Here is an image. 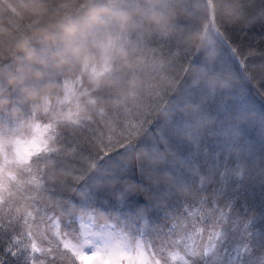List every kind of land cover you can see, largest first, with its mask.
<instances>
[{"label":"trees","instance_id":"1","mask_svg":"<svg viewBox=\"0 0 264 264\" xmlns=\"http://www.w3.org/2000/svg\"><path fill=\"white\" fill-rule=\"evenodd\" d=\"M97 1L103 2V4L107 3L104 5V9L108 7V11L104 12L109 15L117 3L116 0ZM213 1L216 2V0ZM240 2L239 5L247 3L244 0ZM82 3L83 0H0V43L2 44L0 45V64L5 61L3 48H6V50L9 48L11 50L9 56L13 51H17L16 55H12L10 58L20 65L17 72L14 71L11 75L0 69V85L3 87L0 88V96L5 94L19 100L21 104L26 106H31L33 102L34 107L40 106V102L44 98L47 99L48 92L39 91L38 79L46 81L45 77L51 76L52 81L56 78V74L61 72L51 66L48 59L56 58L59 61L60 57L58 55L63 53V50L70 53L68 29L71 24H76V22L84 23L82 19L88 11L83 12V9L88 5L84 6ZM190 3H192V0ZM112 6L114 7L111 8ZM260 7L264 10V5ZM173 8L168 10L169 28L167 33L169 34L157 38L158 46H152L149 41L146 46L137 42L131 35L132 27L127 31L124 40L116 37V41L121 42L118 44L122 46L121 49L132 55H137V58L144 57V54L149 56L151 52L154 56H158L161 66L158 69L156 68L154 72L143 73L138 71L132 73V76L127 75L125 78L124 75L132 69V62L130 61L132 56H120L117 51L118 48H115L116 50L111 52V65L109 71L104 73L105 78L98 79L95 82L85 73L86 68L81 63L82 69L75 78L67 74L56 86L59 97L55 103L50 98L47 99L49 101L47 108L51 109L49 112L41 106L32 111L33 116L30 118L36 119L40 123L44 121L53 123L51 127L49 125L50 131L46 135L47 141L43 144V150L39 153L40 158L43 156L53 158L54 156L58 160L55 166L69 168L73 178L69 181L68 177L54 173L48 176V181L42 179L41 176L33 177L32 181L26 179L25 176L20 178L15 176V180L12 182L11 180H4L3 182H8V185H0V214L3 210H8L11 205L16 208L21 207L22 202L25 201L21 196L28 193V191H33L32 193L36 197H40L46 210H43L42 215L39 213L36 216L37 221L33 222V225H36L39 224L38 220L41 219L54 220V210L64 207L72 194L83 191L88 193L91 190L93 193H99L94 197V199L96 198L94 201L95 208H98L96 213L99 217V226L114 224L116 229L124 228L126 230L128 226L121 222L123 219L127 222V215L124 214L130 213L132 216H137L138 228H135L134 232L129 234L130 239H133L135 243L136 240H141L137 233L142 230L140 217L136 213H138V206L143 204L146 195L158 199L161 204L167 199L189 200V198H192L194 200L206 198L209 201L220 199V203L223 205L226 203V198L221 199L215 189L221 183H226L228 196H234L238 201L236 209L241 219L238 223L232 220L225 221L226 233L220 235L218 245L214 244L212 246L215 253L210 256V262L211 264H264V136L261 134L264 131V124H261V119L263 120L264 117V82L262 79L260 80V77L264 75L263 34L255 29V25L251 27L248 24L245 28H242V32L246 29V35L244 34V36L240 34L241 31L236 30L231 34L227 33L229 39H233L236 45L235 55L239 58L241 55L244 56L245 62L249 63V66L257 67L252 73L247 72L255 87L249 83L246 88L238 92L241 93L240 95H235L233 102L229 104L220 94L215 93L212 97L202 99V103L194 97L196 94L195 83L186 81L189 78L188 76L191 75L189 71L193 67L191 65L195 64L194 60L193 63H191V60H185L189 65L183 75L187 76L186 80L182 78L180 82L176 81L178 73L181 71L180 67L183 66L182 62L178 60V57H183L184 54L180 51L179 46L187 39L193 42L194 38L189 36L187 38L184 33L186 30L183 32L177 31V25L181 26L182 24L174 22V18L181 15V13L177 6L173 5ZM77 9L82 12L75 15L74 12ZM126 16L129 22L125 24H131L134 20L133 16H130V18L128 15ZM57 20L60 21L55 25ZM112 22L114 21L110 20L107 25L97 28L98 30L102 28L104 32L108 30V33H113L116 36L115 31L120 28V25L112 24ZM84 25L85 23L78 28L84 29ZM58 30L59 34L57 35ZM260 30H264V28ZM76 31L79 33L78 29ZM195 31V26H192L190 34L195 33ZM78 33L74 35H79ZM88 33L82 31L80 35L85 36ZM46 36L47 42L52 41L53 38L54 41H57L53 48H49V54L42 55L38 52L37 50L41 47L39 44L32 45V52L25 49L24 46L29 42H37ZM211 36H215V34ZM77 40H81V38H77ZM227 41H231L226 39V47L231 49ZM261 47L263 50L260 52ZM179 51L181 52L180 55ZM25 52H27V56L23 59L22 55ZM77 53L80 54L79 49ZM92 57V55L89 58L84 56L87 60L86 65L87 63L90 66L93 65ZM111 75L115 76L113 80ZM18 84L21 85L19 91H17ZM161 95L169 97L166 106L157 103ZM199 95H201L200 92ZM216 103L221 106L220 112H218ZM212 104L216 106H212ZM39 109L42 111H39ZM47 113L54 115L53 121L43 118L47 116ZM148 113L158 115L161 122L168 121L169 115L173 116L174 121L179 123L178 127L172 126L170 128V132L175 133L173 142L166 147L158 139L157 142H154L152 151L146 146L141 151L140 149L127 151L132 156L125 162V165H131V168L127 171L123 168L120 174L117 172L115 174H104V170L108 168L105 165V160L109 157H103L101 151L102 149L107 150L106 147L116 142L117 128H119L117 125H126L133 120L135 123L137 118H142L144 114ZM183 121H187L188 126H184ZM237 122L241 123L237 125ZM262 123H264V120ZM234 124L237 125L236 131L232 129L235 126ZM136 130L131 128L130 132L125 136H121L120 139H126L131 135L138 136L141 141L145 135L152 134L154 129ZM224 130L228 131V135L225 134ZM198 136L202 138L199 139L197 145ZM118 142L120 141L117 140ZM218 144L226 145L222 149L219 165H215L211 161L206 162L202 156L198 158L199 167L184 159L189 153L196 152L197 148L200 153L205 151L213 153L216 151ZM94 149H97V152L103 158L96 159V156L93 158ZM112 152L113 155L121 153L116 150ZM179 152L182 157L177 156ZM141 160H143L146 168L159 167L164 172L161 179L175 185L170 196L158 197L155 191L152 193L143 191V186L137 182V169ZM238 160L240 166L236 167ZM176 169L185 170L187 184L176 183L174 179ZM145 174L148 173L145 172ZM66 175L69 176V174ZM239 175H243L244 179L242 181L237 179ZM33 180L37 182L34 183ZM60 182H63V184H60ZM50 183L59 186L49 187L51 186ZM121 186H131L136 193L123 207L115 200ZM152 186L155 189V182ZM5 188L15 193V197L10 200L5 198L3 193ZM83 197L81 196V198ZM109 201H111L110 205H108ZM102 204L107 205V207L102 208L100 206ZM30 207L33 209L32 205ZM87 207L88 205H85L83 210ZM83 210L82 212H84ZM26 212L25 209L21 211V216L16 221L18 224H25L23 222L26 218ZM27 218L31 224V219L28 216ZM249 218L252 221L251 227L247 223ZM155 221H152L153 225H156L155 230L160 231L158 221ZM78 222V219L74 221L76 231L78 230L77 233L81 229ZM50 225L54 226L53 223H50ZM61 226L63 228V225L57 223V226L55 225L53 228L57 231L50 230L47 234L51 247L42 248V253L35 256L36 264H40L43 258V261H45L50 250L53 255L56 250H60V244H62L59 239ZM145 227L148 226L145 225ZM12 230L20 232L23 227L16 226ZM27 231L31 235L35 233L33 228H29ZM2 234L3 231H1ZM3 236L5 235L3 234ZM4 239L8 241L5 237ZM144 240L148 243L147 237ZM158 240L164 246H171L174 249L173 252L168 254L171 257L175 256L176 262L182 261L180 256L186 258L185 254L188 249L182 245H177L171 237L162 233ZM3 244L1 243V245ZM197 244L206 249L205 256L208 258L210 254H207L209 251L207 243L198 240ZM249 244H251V247H249ZM221 247L223 249L220 252L218 250ZM159 249V247L154 249L153 245L148 243V252L151 254L152 259L160 258ZM9 251L5 255V258L9 261L1 263V261H4L3 256V258H0V264H15V262L23 264L16 258V252L11 253L14 257L12 258ZM165 255L167 257V254ZM55 260L57 263V259ZM47 262L51 264L52 260H47ZM125 264H127V261H125Z\"/></svg>","mask_w":264,"mask_h":264},{"label":"rangeland","instance_id":"2","mask_svg":"<svg viewBox=\"0 0 264 264\" xmlns=\"http://www.w3.org/2000/svg\"><path fill=\"white\" fill-rule=\"evenodd\" d=\"M190 1L191 0H116L115 2L117 3L114 5L115 8H113L114 6L111 7L113 10L109 15L104 12L108 9V7L104 9V5L107 3L103 4V2H99L97 0H83L82 5H88L83 9V12L88 10L85 17L82 19L85 23L83 26L84 29L78 28L84 23L76 22V24L70 25V28L68 29V42L70 41L69 52L71 54L66 53V51L63 50V53L58 55L60 57L59 61H57L58 59L56 60V58H51L50 60L48 59L50 65L54 66L55 69H58L61 72L56 74V78L52 81L51 76H46V81L39 78V91L48 92L47 99L49 100L50 98V100L55 103L59 97L57 94L58 92L56 91V86L60 84L67 74H70L73 78H75V76L81 71L80 69H82L81 63H83L86 68L85 73L89 75L91 79H94L95 82H97L98 79L101 80L105 78L104 73L109 71V67L111 65L110 55L111 52L116 50L115 48H118L117 51L120 56H132V59H130L132 62V69L124 75L125 78L127 75L132 76V73H136L138 71L143 73L154 72L156 68L158 69L159 66H161V61L158 56H154L151 52L149 56L143 53L145 55L144 57L140 56L137 58V55H132L128 51L121 49L122 46L118 45L121 42L116 41V37L117 39L124 40L127 35V31L130 30V27H132L131 35L137 42L143 43L146 46V43L149 41L152 46H158L157 38H162L169 34L167 33L169 28L168 10L173 8V5H175L179 8L181 15H177L178 17L175 16L174 22L182 24L181 26L177 25V31L183 32L186 30L184 32L187 35L186 37L194 38L193 42L187 39L183 42V44L181 43V46H179L180 51L182 53L184 52L183 57H185V59L182 61V65L184 67H180L181 71L178 73L176 81L180 82L182 78L183 80H186L187 76L183 75L189 65L185 60H191V63L195 61V64L191 65V67H193L189 71L191 75L188 76L189 78L186 81L188 83L193 81L195 83L196 91L201 93L199 97L197 94L196 99L201 102L202 99L212 97L213 93H215L220 94L228 104L232 103L235 95L239 94L238 92H241L243 88H246L249 83L255 87L249 79L247 72L252 73L257 67L255 66L249 68V63L245 62L244 56L241 55L239 58L235 55V51H237L236 45L233 42V39H229L227 33L231 34L234 30H236L241 31L240 34L244 36L246 29L242 32V28H245L248 24L251 27L255 25V29L259 33L263 34L262 37H264V30H260L264 28V10L260 7L264 5V0H244L247 3L242 5H239L241 0H216V2L213 0H192V3H190ZM80 12L82 11L77 9L74 14L77 15ZM126 15H128L129 18L130 16H133L134 20L131 24H125L129 22ZM110 20L114 21L112 24L120 25V28L115 31L117 33L116 36L113 33H108V30L104 32L102 28L99 30L97 28L102 25H107ZM59 21L60 20H57L55 25L56 23L58 24ZM192 26H195L196 31L193 34H190ZM238 27L240 28L238 29ZM77 29L79 33L76 31ZM59 30L56 32L57 35L59 34ZM82 31L89 33L85 36L80 35V32L82 33ZM77 33L79 35H74ZM212 34H215V36H211ZM90 35L91 37L89 38ZM77 38H81V40H77ZM226 39L231 41H227L231 49L226 47ZM54 40L55 39L53 38L52 41L47 42L46 36L39 39L37 42L31 41L24 47L32 52V45L39 44L41 47L37 51L42 55L49 54V48H53L57 42ZM78 43H80V45H78ZM0 45L2 44L0 43ZM64 48L65 47L63 46V49ZM78 49L80 50V54L77 53ZM262 50L263 48L261 47L260 52ZM180 51L179 55L181 53ZM3 52L5 53L3 56L5 61L0 64V69L6 71L9 75L13 74L14 71L17 72L20 65L15 62L14 59L10 58V56L16 55L17 51H13L10 56L9 53L11 50L9 48H7V50L6 48H3ZM74 53L77 54L75 55ZM90 55L93 56L91 58L93 63L92 66L88 63L86 65L87 60L84 58V56L89 58ZM26 56L27 52L23 53L22 58L25 59ZM247 67L251 70L247 69ZM114 78L115 76L111 75V79L113 80ZM261 79L264 82V75L260 77V80ZM206 83L209 86L207 89L205 88ZM217 84L222 88L228 87L231 90V93L228 94L220 89V91L217 90ZM20 87L21 85L18 84L17 91L20 90ZM0 88L3 87L0 85ZM107 88L110 89L109 87ZM35 93H37V91H35ZM47 99L44 98L40 102V106L41 108H46L47 112H49L51 109L47 108V104L49 103ZM213 105L215 104H212V106ZM216 105H218V103H216ZM40 106L34 107L33 102L31 103V106H26L21 104L19 100H15L5 94L0 96V179L2 182L0 185H8V182L3 181L11 180L12 182L15 180V176L19 178L25 176V178L30 181H32L35 176H41L42 179H47L48 181V176L53 175L54 173L59 175L62 174L66 176V178L68 177L69 181L72 180L73 176H71L72 174L69 168L55 166L58 163L57 158H54V156L53 158H50L49 156H43L40 158L39 153L43 150V144L47 141L46 135L50 131L49 125L51 127L53 124L47 123V121L40 123L38 120L36 121V119L30 118L33 116L32 111ZM220 108L221 106L218 105V112H220ZM39 111L42 110L39 109ZM169 117L168 121H174L173 116ZM43 118H47L48 121H53L52 119H54V115L47 113V116ZM263 120L261 119V124H264L262 123ZM136 123L137 121L134 123L133 120L131 123L126 125H117L119 128H117L116 142L111 146L106 147L107 150L102 149V155L108 151L115 152L117 147L123 144V142H126V139H120L121 136L128 134L131 130L129 125ZM236 124L239 125L240 123L237 122ZM236 124H234L235 126L232 128L233 131H236ZM171 127L172 126H170V128ZM224 131L225 134L228 135V131ZM117 140L120 142L117 143ZM157 140L158 137L155 135L154 129L152 130V134L149 133L148 135H145L140 141V151L144 146L148 148L153 147L154 142H157ZM44 150L46 149L44 148ZM97 151V149H94L93 158L100 155ZM131 156L132 155H129L126 151L118 153V155L114 154L107 158L105 160V165L108 168L104 170V174H115L116 172L119 174L122 173L125 162ZM66 174H69V176ZM33 181L34 183L37 182L35 180ZM60 184H63V182H60ZM185 184H187V182H185ZM49 185H51L49 187L59 186L54 183H50ZM32 192L33 191H28V193L21 196V198L25 200L22 202L23 205L21 207L16 208L14 205L10 204L11 207H9L8 210H3L2 214H0V258H3L4 256V261H1V263L9 261L5 258V255H7L9 250L10 254H14L16 252V258H18L23 264H27L30 260L36 261L35 256L42 253V248L50 246L51 242H49L47 234L50 230L55 232L57 231L56 229H53L55 225L57 226V223L63 225V228L61 226V232L58 231L60 232L59 239L62 244H60V250H56L54 255L50 250L45 258V261H51L53 257H55V259H57L56 264H73L74 259L78 258L81 254H92L99 251L102 254L101 257L85 260L83 261V264H106L107 257L113 251V247L117 242L126 243L129 246L130 251L136 245H139L142 249L147 251L148 256L151 258V255L148 252V243L146 240H144V246L141 242L132 244L134 241L130 240L129 234L133 233L135 228H138L137 216H132L130 213L124 214L127 215V222H125L126 220L124 219L121 222L128 226L126 230L115 231L114 229H109L108 226H99V217L96 213V209L98 208H95L94 205L96 198H89V192L84 193L83 191L81 193L72 194L64 207L55 209L53 212V214H55L53 217L54 220L48 219L47 221L41 219L38 220L39 224L33 225V222L37 221L36 216H38L39 213L42 215V213L46 210L44 209V205L40 200V197H36ZM3 193L4 197L9 200L16 195L15 193L10 192V189L7 190V188L4 189ZM81 196L84 197L81 198ZM5 198L2 199L7 201ZM189 200H192V198H189ZM81 201H86L85 205H88L85 210H83L84 206H81ZM31 205L33 209H31ZM24 209L27 210L26 218L23 222L25 224L20 225L16 221L19 216H21L20 213ZM82 210L84 212H82ZM27 216L31 219V224L28 221ZM77 219L79 220L78 224L82 230L81 236H79V232L77 233L78 230L76 231V225L74 223ZM50 223H53L54 226L52 227ZM16 226L23 227V230L20 232L12 230ZM29 228H33L35 230L34 235H31L30 232L27 231ZM1 231H3L5 236H3V234L1 235ZM4 237L8 241H6ZM1 243L4 244L1 245ZM82 244L87 245V247L85 246V251H80V246ZM222 249L223 247H221L218 251L221 252ZM158 253L161 255L160 249ZM213 253H215L213 247L209 248L207 253L210 254L208 255L209 260L211 259L210 256ZM166 254L167 257L165 255V258L169 261V264H176L175 256L171 257L168 253ZM12 258H14L13 255ZM43 259L40 261V264H43ZM180 259L182 261L178 262V264H184L186 258L180 256ZM15 264L20 263L15 262Z\"/></svg>","mask_w":264,"mask_h":264},{"label":"snow or ice","instance_id":"3","mask_svg":"<svg viewBox=\"0 0 264 264\" xmlns=\"http://www.w3.org/2000/svg\"><path fill=\"white\" fill-rule=\"evenodd\" d=\"M185 57H178L179 61H183ZM209 86L205 84L207 89ZM214 94V93H213ZM169 97L167 95H161L157 100V103L166 106ZM203 103V100L201 101ZM184 126H188L187 121H183ZM170 126H178L176 121H164L161 122L158 115L151 113L144 114L142 118H137V123L129 125L133 130L139 129L151 130L155 129V135L159 141L166 147L169 146L175 137V133L170 132ZM196 141L197 145L199 139ZM140 139L138 136H129L126 138V142L116 149L117 152L135 151L140 147ZM226 145L218 144L217 149L213 153L205 151L200 153L198 148L194 153H189L184 159L190 164H194L199 167V157L207 161L213 162L215 165H219L222 149ZM112 151H108L103 154V157H111ZM101 155H97L96 159L103 158ZM239 160L236 167H239ZM125 171L131 168V165H124ZM147 172L148 174H145ZM154 173V174H153ZM185 170L176 169L174 173V179L176 183L187 182L185 177ZM164 172L159 168H146L143 160L138 164L137 175L138 183L143 186V191L146 193H152L155 191L156 196H170L173 192L174 184L161 179ZM238 180H243V175L237 177ZM153 182H155V189L153 188ZM203 187V185H202ZM217 195L224 199L226 203L221 204L220 199H214L212 201L204 199L194 200H174L167 199L163 204L156 199L149 196L144 197L143 204H140L139 211L136 213L141 220V231H138L137 235L141 240L147 237L148 243L153 245V248H160V258L152 259L148 256L146 250L142 249L139 245H136L131 251L129 246L123 242H117L113 251L108 255L106 264H169V261L165 258L166 253L173 252L174 249L171 246H164L158 240V237L163 233L172 238L177 245H182L188 251L186 252V259L184 264H211L210 260L205 256L206 249L200 247L197 241L206 242L207 247L211 248L214 244L218 245L220 235L226 233L225 221L232 220L238 223L241 219L239 212L236 209L238 203L236 197L228 196L226 183H221L215 189ZM134 192L131 186H121L118 195L115 200L121 207L129 200ZM99 195L98 192H89V198H93ZM81 206H85V202L81 201ZM111 201L108 202V205ZM102 208L107 205H100ZM158 221L160 231H156V225H153L152 221ZM182 221V222H181ZM248 226L251 227V218L247 221ZM147 225L148 227H145ZM151 228V231H150ZM251 247V244H249ZM102 254L97 251L92 254L83 253L78 258L74 259L73 264H83V261L95 259L101 257ZM27 264H36L35 260H30ZM43 264H48L44 261ZM51 264H56L55 257H53ZM178 264V262H176Z\"/></svg>","mask_w":264,"mask_h":264},{"label":"bare ground","instance_id":"4","mask_svg":"<svg viewBox=\"0 0 264 264\" xmlns=\"http://www.w3.org/2000/svg\"><path fill=\"white\" fill-rule=\"evenodd\" d=\"M249 68H251V65L249 66ZM249 68L247 67V69H249ZM249 70H251V69H249ZM249 87H251V86H249ZM216 88H217V90L220 89L221 91L226 92V93H228V94L231 93V90H230L228 87H227V88H225V87L222 88V87H220V85L217 84V87H216ZM220 90H219V91H220ZM189 94H191V93H189ZM197 94H198V97H199V96H200V95H199V91H198V92L196 91V94H195V96H194L195 98H197ZM200 94H201V93H200ZM169 116H172V115H169ZM169 116H168V117H169ZM247 118H248V117H247ZM239 123H241V122H239ZM263 129H264V127H263ZM261 134L264 136V131L261 132ZM150 149H151V151H152V147H151ZM172 150H173V149H172ZM148 153H150V152H148ZM177 156H178V157H182V154L179 152V153H177ZM127 181H128V180H127ZM127 181H125V182H127ZM62 186H63V185H62Z\"/></svg>","mask_w":264,"mask_h":264}]
</instances>
